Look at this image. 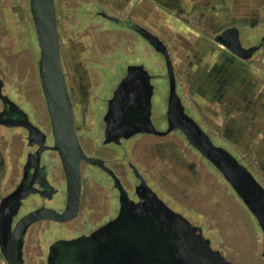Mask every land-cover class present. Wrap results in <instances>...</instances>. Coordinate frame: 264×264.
<instances>
[{"label": "rangeland", "instance_id": "rangeland-1", "mask_svg": "<svg viewBox=\"0 0 264 264\" xmlns=\"http://www.w3.org/2000/svg\"><path fill=\"white\" fill-rule=\"evenodd\" d=\"M28 4V0H0V31H6L0 35V68L2 70L7 68L6 56L12 57L16 68L22 66V61L27 62L24 69L25 71L27 69L28 73L25 77L18 76V71H14L12 76H9L11 79H8V75L6 76L8 80L6 79L5 90L11 91L16 99L22 101L29 112L35 115L40 111L37 103L40 98L43 102V96L35 69L38 53L37 40L35 34L32 35L29 32L27 25L31 20ZM55 8L62 61L69 76L67 79L74 113L76 118H79L87 92L92 91V100L97 93V87H102L103 85L100 84L106 83L102 71L111 72L116 68L120 61L119 53H123L126 57L131 55L130 48L134 44L132 41L135 36L128 29L125 30L113 23L109 24L96 12L102 9L106 13L121 16L113 5L104 0H55ZM20 15L26 24L18 23ZM141 22L144 24V20ZM178 35L181 37L180 41L191 42L190 50L194 54V44L197 42V46H201L203 42H208L206 38L210 36L205 32L188 31L168 35L169 44L165 42L169 51L173 52V69L180 75L178 89L186 111L198 121L206 133L210 134L215 144L229 149L264 184V122L262 124L255 122L252 127L245 113L243 114L245 117L241 120L238 117L242 115L239 109L230 107V103L226 105L227 102L224 100L222 102L221 95L215 86V72L212 66H209L211 64H206L205 72H208L212 86L207 89L209 93L205 94L204 76L200 72L202 71L200 57L193 54L194 62L188 70H185L188 57H185L184 51L187 52V49L174 48L178 46L176 41ZM139 48L137 55L133 58L135 62L144 64L154 75H156L155 71L163 74V59L157 54L154 55L152 51H148V46L143 41H139ZM208 49L211 50L212 47ZM199 51L202 49L200 48ZM247 68L249 65L246 66L241 62L237 65V70L243 75ZM253 68L256 69L255 62ZM111 94L112 90L108 89L107 97ZM258 112L261 113L263 110L260 109ZM239 120L243 124L235 126L234 124ZM95 121L92 107H90L85 119L87 132L82 136L85 151L109 158L123 156L122 149L102 147L101 142L97 141L98 135L93 136L89 133L95 127ZM4 132L0 129V135ZM4 137L0 140H7ZM175 144L170 141L168 147H162L161 151L164 155L161 158L152 155L146 148L142 150L143 153L140 152L152 167V176L160 185L161 197L165 198L173 209L181 211L193 223L199 224L205 236L211 240L213 247L219 248L226 256L233 259L235 264H264V257L260 255L261 229L244 202L209 161L202 162L197 154L193 162H184L180 156H172L173 151L181 154L187 148L179 142ZM3 150H9V145L3 147ZM128 151H130L129 148ZM131 153L130 151L128 155H132ZM189 163L193 164L192 169H189L187 165ZM116 166L119 167L118 164ZM11 168H2L4 178L1 181L0 190L11 188L8 181ZM83 173L84 191L95 190L93 193L95 203L105 207L101 208L97 219L98 221L106 219L112 204L109 181L105 174L87 166ZM56 185L65 186L60 181ZM26 209L27 207L23 208V211ZM91 212H93L92 209ZM72 230L44 222L33 224L27 231L24 248L25 264H44L45 252L49 244L59 237L71 238L75 233Z\"/></svg>", "mask_w": 264, "mask_h": 264}, {"label": "water", "instance_id": "water-1", "mask_svg": "<svg viewBox=\"0 0 264 264\" xmlns=\"http://www.w3.org/2000/svg\"><path fill=\"white\" fill-rule=\"evenodd\" d=\"M30 6L40 47L42 89L55 139L52 148L59 154L65 171L67 204L61 212L40 206L13 224L31 182L24 186L26 179H23L20 187L7 194L0 201V256L7 264H25V237L33 224L43 219L65 222L75 216L82 190L80 163L96 160L84 153L76 135L71 93L59 45L55 0H30ZM134 28L163 54L172 78V61L165 42L143 26L136 24ZM216 40L241 57L249 56L252 50L241 46L237 29L223 31ZM150 77L142 65L127 67L126 76L117 84L107 104L104 116L107 141L154 130L150 118L153 91ZM173 83L171 80L168 129H179L188 143L229 182L260 226V255L264 257V184L229 149L215 144L198 121L185 112ZM4 97L0 93V98ZM141 183L136 192L139 200L122 195L114 219L90 234L55 240L49 247L46 264H235L219 248L213 247L199 224L159 198L143 179Z\"/></svg>", "mask_w": 264, "mask_h": 264}, {"label": "flooded vegetation", "instance_id": "flooded-vegetation-1", "mask_svg": "<svg viewBox=\"0 0 264 264\" xmlns=\"http://www.w3.org/2000/svg\"><path fill=\"white\" fill-rule=\"evenodd\" d=\"M28 3V11L31 15V20H29L30 22L27 23L28 30L32 35L35 34L37 40L36 46H38L37 30H35V23L34 17L31 12L30 0H28ZM96 12L109 24L113 23L120 26L121 28H124L125 30L128 29L132 31L135 38L132 41V43L134 44H132L130 48L131 55L126 57V55H124L123 53L118 54V57L120 59L119 63L117 64L118 67L116 66V68H114L111 72L106 70L102 71L104 79H106V83H101L100 85L103 86L97 87V93L94 94V98L92 100V91L89 90V92H87L85 96V102L82 106V112L79 118H76L74 113L76 135L79 139L80 145L84 150V153L96 159L93 162L84 160L80 163L82 190L80 195L79 207L75 216L65 222H59L56 220L53 221L49 219H43L39 221L57 227L62 226L64 227V229L68 230L73 229L72 231L75 233L71 236V238L90 234L95 229L100 227L101 224L114 219L117 216L116 213L119 210L122 195H126L129 199H134L136 201L139 200L136 192L139 191V186L142 184L141 179H143L145 183H147L156 192L159 198L165 200V198H162L159 193L160 185L159 183H157L158 181L153 179L151 171L152 167H150L148 160H145L144 155H141V153H143L142 150H145V148L149 149L152 155H156L161 158L164 155L161 151L162 147H168L170 145V141L174 145H176L175 143L179 142L180 144L185 145L187 148L184 150L185 152L181 154H176V152L173 151V153L171 154L172 156H180V158H182L184 162H193L194 157L197 154L199 155V159L202 162L207 161L198 150H196L188 143L185 135H183L179 129H168L169 121L167 120V112L170 105L169 99L171 91V80L172 82H174V88L176 89V92L180 97V101L183 104L182 96L180 94V90L178 89V77H180V75L176 73L172 68L173 76L171 78L170 73H168L167 64L165 58L163 57V54L159 51L157 52L155 47L151 43H149L146 37L141 34L136 28H134V25L136 24L141 27L145 26L129 14L116 16L112 13H106L102 9H98ZM18 23H25L22 15H20V21H18ZM2 32L6 33V31L4 30ZM2 32L0 31V35H2ZM139 41H143L147 45L151 46V48H153V52L163 59V74H160L156 71V75H154L149 71L148 68H146L144 64L142 65L135 62L133 58L137 55ZM39 58L40 47L38 46V53L35 60L37 63L35 69L41 89L40 92L43 96V102L40 98L37 103L40 111L35 113V115L30 113L29 110L24 106L25 104L22 101L17 100L11 91L5 90L7 75L8 79H11L9 78V76H12L14 71H18V76H26L28 70L26 69L25 71L24 68L27 65V62H25V60L22 61V66L16 68V64L15 62H13L14 60L12 59V57L6 56V61L8 63L7 68L5 70H2L0 68V93L6 95L4 99L0 98V129H3L5 131L4 133H2V135H0V139H2L4 136V138L7 139L5 141L0 140V146H2L3 148L9 145L12 167L8 177L9 187L11 188L7 187V189L4 188L3 190H0V201L5 198L7 194L20 187L23 179H26V183L24 186L31 182V188L29 189L30 191L25 197H23V199H21V204L19 206L17 214L14 216L13 224L18 221L20 217H22L25 213L38 209V207L40 206H46L48 208L56 209L61 212L64 210L67 204V185L65 171L63 170L59 154H57V151L52 148L55 143V139L52 134V123L46 105L45 95L42 89ZM129 65H142L151 75L150 82L153 91L151 96L152 107L150 118L154 130L137 132L130 135L129 138L121 137L117 140L107 141L106 137H104V130L106 126V122H104V116L108 109L107 104L110 98H112L113 91L116 88L117 84L126 76V69ZM64 72L66 78H68V72L65 70V68ZM68 79L67 86L69 90ZM108 89L112 90V94L109 97H107ZM183 105L185 112L188 114L185 104ZM90 107H92L96 123L95 127L89 133H91V135L93 134V136L98 135L97 141L101 142L100 146L102 147H108L109 149H122L123 156H115L114 158H109L97 155L96 153L85 151L83 147L82 136L85 132H87L85 119ZM108 148L107 150L110 152ZM128 148L132 152V155L130 156L128 155L130 153V151H128ZM37 151H39L38 154ZM116 164H118L119 167H117ZM187 165L189 166V169L193 168V164L189 163ZM86 166L90 167L93 170L95 169L98 172H102L103 174H105L109 181L108 184L111 191L112 204L108 209V216H106V219L100 221H98L97 219L99 216L98 214L101 213V208L105 207L98 206L95 203V197L93 194L95 193V190L84 191L83 171ZM53 174L55 175L53 176ZM59 181L65 186L56 185V183H58ZM54 203L56 205H53ZM25 207H27V209L23 211V208ZM91 209L93 210V212H91ZM39 222H37V224H39ZM71 238L59 237L56 240ZM54 242H52L51 244H53ZM51 244H49L45 252L44 264L47 263V257L50 250L49 247Z\"/></svg>", "mask_w": 264, "mask_h": 264}, {"label": "crops", "instance_id": "crops-1", "mask_svg": "<svg viewBox=\"0 0 264 264\" xmlns=\"http://www.w3.org/2000/svg\"><path fill=\"white\" fill-rule=\"evenodd\" d=\"M104 1L113 5L120 15L129 14L140 23L144 20L142 24L167 43L168 35H173V33H187L188 31L207 33L210 36L206 38L207 43L203 42L201 46H197V42L194 44L195 54L200 57L202 64L200 72L204 76L205 94L209 93L207 89L212 86L211 78L208 72H205L206 64H211L209 66H212L215 72V86L221 95L222 102L226 101V105L230 103V107L239 109L242 115L245 113L252 127L255 122H261V124L264 122V0ZM227 29L238 30V40L241 46L245 50L252 49L249 56L235 55L224 44L216 40V37ZM177 38L178 46L174 48L187 49L184 55L188 57H186L187 66L185 68L188 70L194 62V57H192L194 53L190 50L191 42L180 41V35ZM147 46V50L153 52V48ZM209 47L212 49H208ZM200 48L202 51H199ZM170 50L172 51L171 48ZM168 52L173 64V52H170L169 48ZM240 62L246 66L249 65L244 75L237 70ZM254 62L256 69L253 68ZM258 107H261L263 112H258L260 111ZM242 115L238 116L241 120L245 117ZM241 120L234 125L241 126L243 124ZM9 154V150L0 149V182L4 178L2 168L11 167Z\"/></svg>", "mask_w": 264, "mask_h": 264}, {"label": "built area", "instance_id": "built-area-1", "mask_svg": "<svg viewBox=\"0 0 264 264\" xmlns=\"http://www.w3.org/2000/svg\"><path fill=\"white\" fill-rule=\"evenodd\" d=\"M0 264H7L5 260L0 256Z\"/></svg>", "mask_w": 264, "mask_h": 264}]
</instances>
